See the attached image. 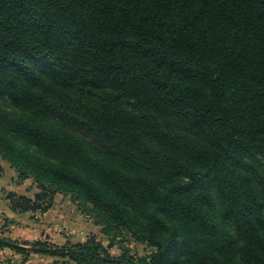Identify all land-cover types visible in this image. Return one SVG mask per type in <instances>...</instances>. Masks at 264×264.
<instances>
[{"label": "trees", "instance_id": "1", "mask_svg": "<svg viewBox=\"0 0 264 264\" xmlns=\"http://www.w3.org/2000/svg\"><path fill=\"white\" fill-rule=\"evenodd\" d=\"M0 159L153 248L0 237L25 255L264 264V0H0Z\"/></svg>", "mask_w": 264, "mask_h": 264}, {"label": "rangeland", "instance_id": "2", "mask_svg": "<svg viewBox=\"0 0 264 264\" xmlns=\"http://www.w3.org/2000/svg\"><path fill=\"white\" fill-rule=\"evenodd\" d=\"M59 121L61 118H57ZM71 128L77 130L78 132L85 133L79 128H76L69 123H66ZM48 185V193L45 201H52V205L57 203L61 205V210L64 211L62 215L66 220H73V229H67V227L62 228L59 232L61 234H72L77 238L89 237L91 235H96L101 239L106 245L109 246L110 251L115 256H120L125 253L134 254L135 256H148L152 251V246L148 245L146 242L138 241L131 233L127 230H119L115 228L108 227L104 225L102 217L96 216L95 213L92 215L87 214L86 209L83 210L79 207L80 200L75 197L73 193H64L57 185L53 184L47 178L41 179L36 178L34 174H29L28 176H23L14 165L6 159H0V192L2 195H10L15 193L17 196H27L34 199L39 192H43V186L41 184ZM50 194L53 199H50ZM19 199V198H18ZM50 202V201H49ZM51 205V206H52ZM50 206V207H51ZM80 220V221H79ZM72 221V220H71ZM99 222V223H98ZM77 225V226H76ZM15 227V224L10 222L9 227L0 229V237H8V230ZM77 231L73 234L71 230ZM85 232H82V231ZM74 232V231H73ZM69 237L68 235H65ZM74 238V237H73ZM2 247V246H1ZM2 250H9L8 246L0 248ZM8 259H5L7 261ZM66 263V261H65ZM64 263V264H65ZM71 264V263H69Z\"/></svg>", "mask_w": 264, "mask_h": 264}, {"label": "crops", "instance_id": "3", "mask_svg": "<svg viewBox=\"0 0 264 264\" xmlns=\"http://www.w3.org/2000/svg\"><path fill=\"white\" fill-rule=\"evenodd\" d=\"M61 208V205L54 203L45 211L41 209L21 210L12 205V200L9 198V195H2L0 192V218H4L15 224V227L8 230V237L19 243L46 238L61 243L66 242L67 240L74 242L86 240V236L83 238H77L75 235L72 236V234H66L69 230H66L65 234L59 232L64 227H67V229H73L72 227L75 225L73 222V220H75L74 218L69 220L63 218L62 215L64 214V211H62ZM71 231L73 234L77 233L75 229ZM82 232L85 231L83 230ZM65 235H68L69 237H66ZM1 246L3 248L5 247V245H0V248H2ZM9 248V250L0 249V264H64L65 261V264H76L63 257L34 252L25 255L14 248ZM5 259L8 260L5 261Z\"/></svg>", "mask_w": 264, "mask_h": 264}, {"label": "built area", "instance_id": "4", "mask_svg": "<svg viewBox=\"0 0 264 264\" xmlns=\"http://www.w3.org/2000/svg\"><path fill=\"white\" fill-rule=\"evenodd\" d=\"M0 221H1V223H0V229L1 228L9 227L10 222L8 220H6L4 218H0Z\"/></svg>", "mask_w": 264, "mask_h": 264}, {"label": "water", "instance_id": "5", "mask_svg": "<svg viewBox=\"0 0 264 264\" xmlns=\"http://www.w3.org/2000/svg\"><path fill=\"white\" fill-rule=\"evenodd\" d=\"M11 243H14V242H11Z\"/></svg>", "mask_w": 264, "mask_h": 264}]
</instances>
